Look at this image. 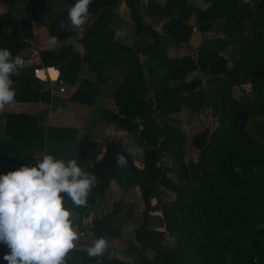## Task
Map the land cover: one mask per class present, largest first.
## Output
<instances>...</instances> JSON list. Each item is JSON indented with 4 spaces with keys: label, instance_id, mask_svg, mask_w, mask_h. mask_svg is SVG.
Instances as JSON below:
<instances>
[{
    "label": "trees",
    "instance_id": "1",
    "mask_svg": "<svg viewBox=\"0 0 264 264\" xmlns=\"http://www.w3.org/2000/svg\"><path fill=\"white\" fill-rule=\"evenodd\" d=\"M125 1L139 33L133 48L113 40L110 22L120 0H92L89 12L97 18L80 40L85 53L66 46L44 51L41 57L46 67L59 69L65 84L79 85L70 101L93 106L105 70L115 68V49L121 48L127 62L121 67L125 80L114 92L118 113L110 116L118 127L139 137L144 167H137L134 156L125 151L129 144L110 141L92 168L97 181L87 206L73 207L67 197L65 204L83 217L97 209L91 226L94 239L104 237L110 242L120 238L114 222L118 213L99 207L111 182L116 180L123 190L139 186L145 210L135 230V242L154 257L146 259L134 250L121 258H92L85 251L73 250V263L264 264V0H204L209 6L197 10L198 31L206 35L217 21H223V37L206 36L195 49L196 57L175 59L168 58V47L189 48L194 31L188 24L195 10L189 0H167L163 7L154 1L147 3L149 12L168 19L163 33L142 23L143 0ZM157 7L158 12H154ZM61 21L67 26L63 30ZM68 26V13L63 12L49 26L51 36L65 41L72 36ZM33 35L32 17L21 19L10 11L0 12V49L23 58L22 51ZM232 45H237V57L230 67L221 54ZM139 54L146 57L145 63ZM84 65L94 79L80 78ZM34 69L24 65L18 77H11L16 90L14 104L50 103L52 91L35 78ZM196 70H201L203 79L188 80ZM245 87H249V94ZM183 109L195 115L210 110L218 121L214 129L205 128L194 137V147L201 151L197 162L186 161L184 145L188 139L167 119ZM158 117L165 120L163 125ZM41 119V115H6L4 132L9 139L0 140V151L10 156L0 175L27 166L28 161L34 166L42 153L65 161L86 153L88 136L77 141L73 129H47L40 124ZM118 153L127 157L124 168L116 164ZM162 187L175 194L174 201L160 200ZM154 199L156 205L152 204ZM167 235L174 239V246L166 245ZM0 247L9 250L4 244Z\"/></svg>",
    "mask_w": 264,
    "mask_h": 264
},
{
    "label": "clouds",
    "instance_id": "2",
    "mask_svg": "<svg viewBox=\"0 0 264 264\" xmlns=\"http://www.w3.org/2000/svg\"><path fill=\"white\" fill-rule=\"evenodd\" d=\"M92 0H76L68 9L71 26L85 30ZM60 29L67 26L60 22ZM58 37L47 40L56 48ZM80 45L73 40L74 50ZM25 60L13 57L8 49H0V111L16 102L13 76L20 75ZM128 155H138L141 149L133 143L125 149ZM34 166L22 165L18 170L0 175V244L9 252L7 264H67L66 258L76 248L82 233L78 232L73 211L65 204L67 197L73 207H86L97 177L86 171L77 159H57L42 153ZM127 157L118 153L116 164L127 166ZM107 238L94 239L87 255L95 258L108 250Z\"/></svg>",
    "mask_w": 264,
    "mask_h": 264
},
{
    "label": "crops",
    "instance_id": "3",
    "mask_svg": "<svg viewBox=\"0 0 264 264\" xmlns=\"http://www.w3.org/2000/svg\"><path fill=\"white\" fill-rule=\"evenodd\" d=\"M15 4L11 5L0 0V12L6 13L12 11L13 13H22L27 17H32L33 19V32L34 40L40 45L39 55L34 59H30L31 46L28 45L26 49L22 51L23 59L25 60V66L27 67H46L43 64L41 53L44 51H52L56 48L71 46L73 48V40H75L79 45V51L83 55L85 53L84 46L80 43V40L84 36L85 31L93 24L97 16L90 13L86 18L85 30L78 31L71 26V22L68 18V27L72 33L68 39L62 42H58L56 48H50L47 45V40L51 37L49 26L53 23L57 16L63 12L68 13V9L71 4L60 1V0H12ZM147 1V0H145ZM159 5L162 6L166 3V0H158ZM25 2L27 4L25 5ZM158 2V3H159ZM200 0H190V4L196 6L197 9L205 8L203 3L200 6ZM206 6V5H205ZM16 8L18 11H16ZM154 12H158V7L154 9ZM168 21L166 18H159L155 14H145L142 15V23L144 25L150 26L155 31L163 33V25ZM111 31L114 33V42L117 44L125 45L133 48V44L137 40L136 35V24L131 20V10L126 4L125 0H120L118 7L115 9V14L110 22ZM196 33H201L196 30ZM109 34V33H108ZM194 40V39H193ZM193 40L190 42V46L193 49L198 47L194 46ZM203 40V34L202 39ZM200 46V45H199ZM121 48L117 47L115 49V60L112 63L113 70H105V78L101 80L100 93L96 104L93 106L79 104L70 101V97L77 91L78 84L71 85L67 84V94L58 95L52 94L50 103L44 102H34V103H16L12 106H6L3 111H0V140L6 142L9 138L5 134V122L6 115L9 114H26L29 116L41 115L42 119L40 124H43L48 129L49 127H60L69 128L76 131V140H81L84 136H88L89 144L87 146L86 153L83 156L77 158L78 162L82 167L92 173V168L96 162H99L104 153L106 152L107 144L110 141H121L124 144L132 145L135 143L137 147L141 149L140 153L143 152V145L140 144L139 137L131 134L127 130L119 128L114 122H112L110 115L111 113H117L118 107L115 103L114 92L120 84L125 80V73L122 72L121 67L125 66L127 62L123 60V56L120 52ZM170 58H172V53L175 51L179 52V48L176 46H169ZM229 50L234 53L237 51V45H232ZM77 51V50H74ZM237 55V53H236ZM237 57V56H236ZM140 61L142 63L146 62V57L139 54ZM131 62V60H130ZM128 62V64L130 63ZM233 64H231L232 66ZM52 70L51 75L54 79L59 77V69L56 67H50ZM80 78H95V75L88 70V66L84 65L83 71L80 74ZM46 89H49L47 84ZM246 89V88H245ZM247 94L250 92L247 90ZM151 95H153L151 93ZM114 111V112H113ZM210 111V110H209ZM108 114H107V113ZM110 113V114H109ZM120 139V140H118ZM10 154L8 152L0 151V172L3 171L6 161ZM67 156V155H66ZM65 156V157H66ZM136 156V155H135ZM135 156L133 160H135ZM76 159V158H75ZM27 166H32L30 161L27 162ZM113 180L111 186L114 184ZM117 182V181H116ZM118 183V182H117ZM104 204L100 206L104 208ZM97 216V209L93 210L88 216L83 217L73 212V219L77 224V231L82 233L80 240L76 243V248L74 250H82L87 252V248L91 245L94 240L93 232L91 230L92 221ZM114 239L111 241L113 242ZM114 246V245H112ZM112 246H108V250L105 252L109 258L113 256H108V253L112 252ZM2 249V248H1ZM3 250V249H2ZM4 253H8L9 250H3ZM120 253V251H118ZM6 254L0 255V264H7L4 260ZM69 264L73 263V254L69 253L66 258Z\"/></svg>",
    "mask_w": 264,
    "mask_h": 264
},
{
    "label": "rangeland",
    "instance_id": "4",
    "mask_svg": "<svg viewBox=\"0 0 264 264\" xmlns=\"http://www.w3.org/2000/svg\"><path fill=\"white\" fill-rule=\"evenodd\" d=\"M149 1H154L156 3L159 2L158 0H147V1L143 0L142 5H144V7L142 8V10L140 12L141 17L143 15V13H145V14H151L152 13V12H149L148 9L146 8V5ZM246 1H252L253 2V0H246ZM200 2H201L200 6H202L203 0H200ZM158 4H160V2ZM189 4H190V0H189ZM190 5H192L194 7L193 4H190ZM203 5L205 8L201 7L199 9H206L209 6L205 2L203 3ZM160 6L163 7L162 4ZM194 8H195V10L191 13L190 20L188 21V24L191 25L194 29L192 38L190 39L189 44H188L189 48H186V47L179 48L180 49L179 52L175 51V53H172V58H170V50H169L168 51V58H170V59L181 58V57L187 56V55H192V56L196 57L195 49H193L190 46L191 45L190 42L194 39L193 40L194 46L199 47V45L202 44V42H201L202 33H196V30H198L197 24H196L197 23V16H198L197 15V10H198L197 8L198 7L196 8V6H195ZM14 9L16 11H18L16 8H14ZM10 12H12V11H10ZM13 14L16 17L21 18V19L27 17L25 14L18 13V12L13 13ZM157 17H159V16H157ZM159 18H165V17L161 16ZM166 23H167V21H166ZM164 25H163V27H164ZM223 25H224L223 21H217L215 26L213 27V29L210 32H208L206 35L203 34V40L206 36H208V37L209 36L210 37H213V36L223 37V32H222ZM148 27H150V26H148ZM137 34H139V33H138L137 28H136V35ZM137 37H138V35H137ZM170 46H175V45H170ZM229 48L226 51H224L221 55L223 58H225L228 61L229 66L232 67L231 64H233V61L237 55L233 51L231 52L229 50ZM194 78H202L203 79V73L201 72V70H196V71L192 72L188 76L187 79L192 80ZM245 88H246L245 89L246 91L248 90L250 92L249 87H245ZM236 94L240 95L241 93L239 90H237ZM151 96L153 97L154 95H151ZM117 113H114V114H117ZM168 117H167V119H169V120L171 119V123L175 126H178L184 132V134L186 135V137L188 139L186 144L184 145V154H185L186 161L187 162H197L199 159V155H200L201 151L194 147V142H193L194 137L197 134H199L200 132H202L205 128L214 129L218 125L217 118H215L209 110H205L201 114L195 115V114H192L189 110H185V109L181 110L179 113L170 114ZM110 118L112 119V116H110ZM157 120L161 125H163V123L165 121L164 119L162 120L159 117L157 118ZM111 121L115 123V121L113 119ZM122 129H124V128H122ZM118 140H120V139H118ZM134 164L139 168L144 167V153H139L138 155L135 156ZM141 192L142 191H141V188L139 186H137L135 188H131L129 190H123L121 188V186L119 185V183H117L116 181H114L113 186L110 185L109 190L106 192V197L104 200L106 207L105 208L99 207V209H108V210H106V212H108V213H110L111 211H115L118 213V219H116L114 222H115L116 227H118L120 229V232H121L120 238H115L113 242H111V241L109 242V246H112V245H114V246H112V249H111L112 252L108 253V256L110 255V256H113L116 258H121L120 253H124V256H126V253L132 252L134 250H139V251H141L144 258L149 259V260L153 259V257H154L153 253L142 251L141 247L139 245H137L135 242V230L141 225V223L143 221V212L145 210V204H144ZM175 197H176L175 194L168 189H165L162 187V189L160 190V200L164 203H170V202L174 201ZM152 204L156 205L157 200L156 199L152 200ZM155 215H159V213H155ZM120 219H122V221ZM153 225L155 226V224H153ZM174 243H175L174 239L171 238L169 235H167L166 245L171 247V246H174ZM118 251H120V253Z\"/></svg>",
    "mask_w": 264,
    "mask_h": 264
},
{
    "label": "built area",
    "instance_id": "5",
    "mask_svg": "<svg viewBox=\"0 0 264 264\" xmlns=\"http://www.w3.org/2000/svg\"><path fill=\"white\" fill-rule=\"evenodd\" d=\"M29 46H31L30 59H34L39 55L40 45L34 40V37L27 40ZM52 69L50 67H35L34 76L36 79L47 83L49 88L52 91V94L58 95H66L67 94V84H65L62 80H60V73L57 79H54L51 75ZM8 254L4 253L0 247V255Z\"/></svg>",
    "mask_w": 264,
    "mask_h": 264
},
{
    "label": "water",
    "instance_id": "6",
    "mask_svg": "<svg viewBox=\"0 0 264 264\" xmlns=\"http://www.w3.org/2000/svg\"><path fill=\"white\" fill-rule=\"evenodd\" d=\"M120 256L123 257L124 256V253H120Z\"/></svg>",
    "mask_w": 264,
    "mask_h": 264
}]
</instances>
